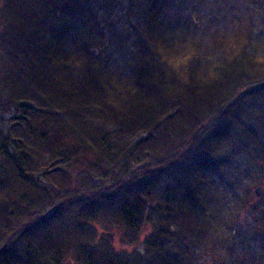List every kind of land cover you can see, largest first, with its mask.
<instances>
[{
    "label": "trees",
    "instance_id": "obj_1",
    "mask_svg": "<svg viewBox=\"0 0 264 264\" xmlns=\"http://www.w3.org/2000/svg\"><path fill=\"white\" fill-rule=\"evenodd\" d=\"M48 1L0 0V111L19 114L0 128V264H188L220 140L234 130L261 146L245 106L264 92V62L242 47L216 84L194 56L179 78L145 12L122 95L101 67L59 60L66 7Z\"/></svg>",
    "mask_w": 264,
    "mask_h": 264
},
{
    "label": "rangeland",
    "instance_id": "obj_2",
    "mask_svg": "<svg viewBox=\"0 0 264 264\" xmlns=\"http://www.w3.org/2000/svg\"><path fill=\"white\" fill-rule=\"evenodd\" d=\"M47 3L58 7V13L60 7H66L63 28L61 25L57 28L58 33L65 31L59 40V60L101 67L111 79L112 88L122 95L131 89L133 69L141 60L139 51L146 38L145 12L150 13L156 32L163 38L162 55L179 78H185V63L194 56L200 59L207 78L218 80L216 84L225 72L219 70L220 63L231 61L242 47L255 61L264 62V0H49ZM3 7L0 4L1 11ZM39 8L42 11L43 6ZM89 49L95 50L90 54L93 57L87 55ZM7 62V56L0 54V79L6 73L3 66ZM245 109L251 115L248 121L261 146L234 130L220 140L213 152L214 158L221 162L210 176L206 223L195 230L199 241L195 240L184 251L188 264H264V92L251 98ZM18 115L15 109L0 111V128L9 127L10 118ZM106 125L107 130H113L114 124ZM66 173L71 184L78 180L77 172L66 170ZM38 182L43 183L44 179L39 177ZM258 186L261 193L255 197L254 189ZM149 233L147 226L143 237ZM115 245L122 246L120 236H115Z\"/></svg>",
    "mask_w": 264,
    "mask_h": 264
},
{
    "label": "water",
    "instance_id": "obj_3",
    "mask_svg": "<svg viewBox=\"0 0 264 264\" xmlns=\"http://www.w3.org/2000/svg\"><path fill=\"white\" fill-rule=\"evenodd\" d=\"M90 53H95V50L94 49H91L90 50ZM260 193H261V187L258 186L254 189V196L255 197H259L260 196Z\"/></svg>",
    "mask_w": 264,
    "mask_h": 264
}]
</instances>
